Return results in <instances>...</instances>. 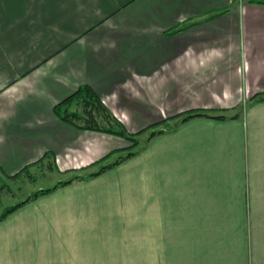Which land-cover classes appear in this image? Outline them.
Returning a JSON list of instances; mask_svg holds the SVG:
<instances>
[{
	"label": "crops",
	"instance_id": "0c3cea01",
	"mask_svg": "<svg viewBox=\"0 0 264 264\" xmlns=\"http://www.w3.org/2000/svg\"><path fill=\"white\" fill-rule=\"evenodd\" d=\"M84 85L125 124L175 123L11 212L0 264H264V5L0 0V185L46 152L71 177L126 148L56 116ZM192 109L240 115L175 117Z\"/></svg>",
	"mask_w": 264,
	"mask_h": 264
},
{
	"label": "trees",
	"instance_id": "16d2710c",
	"mask_svg": "<svg viewBox=\"0 0 264 264\" xmlns=\"http://www.w3.org/2000/svg\"><path fill=\"white\" fill-rule=\"evenodd\" d=\"M249 1L252 3L264 5V0H249ZM252 100L255 102L264 101V93L257 94ZM75 104H78L79 107L81 108L80 112L70 111L71 107L74 106ZM215 111L213 109H192V110L186 111L185 113L187 114L182 113V114H178L175 117H179L185 114L182 121H187L194 117H208V118H213V119H218V120H225L229 117L236 118L240 115L238 113L235 115L228 116L224 112H221L223 110H221L220 112L214 113ZM54 112L63 121L73 123L83 129L96 130V131L107 133V134L129 137L130 139L134 140V143H133L134 145L138 143V140H136L137 138H135L136 135L146 131V128H145L144 130H141L140 132L135 133V134L129 132L125 123L122 120H119L112 113V111L105 105L102 98L89 85L81 86L70 96L66 97L62 101L55 104ZM160 123L161 122H157L154 125L157 126ZM163 132L164 130L162 129L152 131L151 134L149 135V139ZM126 148H122V149H126ZM135 154L136 152H129L126 155L119 156L113 162L105 163V161H107V159L111 156V154H108L105 157L101 158L100 160L94 162V164H92L93 166L94 165L98 166L97 169L93 171H90V170L89 171H78L74 173L71 177H69L68 179L60 180L57 184H55L52 187H47V188H42V189L37 190L34 194L30 195V197L26 198L19 204L8 209L2 216H0V221L5 219L11 212L15 211L16 209H18L19 207H21L22 205H24L31 199L37 198L41 195L48 194L54 191L55 189H57L58 187L68 185L74 181L84 180L86 178H91V177L100 175L106 170L111 169L114 166L119 165L123 161L131 158ZM44 159H49V164L51 165L52 168H55L56 164L54 160V155L50 152H46L44 156L40 160H38V162H35V163L36 164L40 163ZM82 169H87V167H84ZM27 171H29V165L24 167L20 172L15 174L13 177H19L21 174ZM6 187H7V184L0 185V201L2 199V195L6 191Z\"/></svg>",
	"mask_w": 264,
	"mask_h": 264
},
{
	"label": "rangeland",
	"instance_id": "374dc122",
	"mask_svg": "<svg viewBox=\"0 0 264 264\" xmlns=\"http://www.w3.org/2000/svg\"><path fill=\"white\" fill-rule=\"evenodd\" d=\"M229 41L233 42L235 44V37L233 36V38L229 39ZM186 103H189V101H187ZM70 111L80 112L81 108L79 107L78 104H75L74 106L71 107ZM214 113H217V112H214ZM185 114H187V113H185ZM173 115H175V114H173ZM184 115H182V116L184 117ZM116 117L120 120V118L118 116H116ZM163 117L167 118L170 116H168V115L167 116H162V115L158 116L156 114L151 115L148 112V113H144V114L136 116L135 120L132 123L125 124L129 130V132H131L133 134L138 133L141 130H144L145 128H146V131L136 135L135 138H137L136 140H138V143L135 145L133 144L134 140L130 139L129 137L115 135V136H117L116 138H118V139H115L117 143L115 144V146H112V147H114L115 149H117L118 147H128V148L118 150L115 153L111 154V156L107 159V161H105V163L106 162H113L119 156L126 155L129 152H138L139 150H141L145 147V145L147 144V141L149 139V135L151 134L152 131H155L156 129L159 130V129L164 128V127L167 128L168 126L171 127V125H173L175 123L174 121L167 123V124H165V122H163L162 124H160L159 126L157 125V127H156V125H154V124H156L155 122L163 120ZM173 119L175 120L177 118H172L169 120H173ZM178 119L180 121L183 118L181 117ZM152 123H154V124H152ZM67 178H69L68 174L63 175L57 169L56 166H55V168H52L51 165L49 164V159H45V161L38 163L36 165V167H32L31 171L29 170V171L21 174L20 177L18 179H16V181H13V182H10L7 184L6 191L2 195V199L0 201V216H2L11 207L19 204L20 202H22L26 198L30 197V194H34L41 187H43V188L52 187L55 184H57L59 182V180H65ZM134 217H137V215L135 213H134V216L132 218H134Z\"/></svg>",
	"mask_w": 264,
	"mask_h": 264
}]
</instances>
